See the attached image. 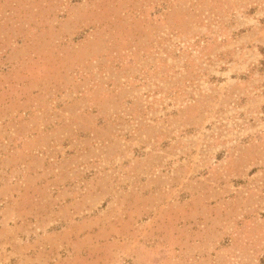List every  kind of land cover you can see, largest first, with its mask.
I'll return each instance as SVG.
<instances>
[{
  "label": "rangeland",
  "instance_id": "rangeland-1",
  "mask_svg": "<svg viewBox=\"0 0 264 264\" xmlns=\"http://www.w3.org/2000/svg\"><path fill=\"white\" fill-rule=\"evenodd\" d=\"M0 264H264V0H0Z\"/></svg>",
  "mask_w": 264,
  "mask_h": 264
}]
</instances>
